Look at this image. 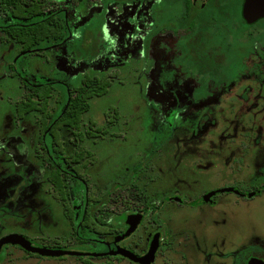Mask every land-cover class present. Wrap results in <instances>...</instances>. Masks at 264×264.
<instances>
[{
	"label": "rangeland",
	"instance_id": "374dc122",
	"mask_svg": "<svg viewBox=\"0 0 264 264\" xmlns=\"http://www.w3.org/2000/svg\"><path fill=\"white\" fill-rule=\"evenodd\" d=\"M54 1L68 10L77 40L74 44L83 55L88 53L80 46L83 29L100 26L97 36L92 34L88 39L90 45L94 41L89 49L93 54L76 58L73 43H69L60 51L47 53L46 62L37 55L24 59L22 68L34 80H64L72 90L81 85L85 73H114L108 93L94 97L83 117L82 131L93 134L79 141L68 128L61 131L67 154L81 148L93 154L95 160L88 163L84 176L94 195L110 192L109 222H123L124 228L132 209L151 206L175 190L189 189L196 197L204 190L229 184H238L246 192L264 184V89L246 81L249 76L256 77L253 68L257 69L258 63L250 59L234 85L212 83V95L192 103L193 78L177 72L171 80H160L156 50L148 52L144 48L142 40L152 20L148 3L103 7L102 0ZM54 1L46 0L49 9ZM102 12L106 13L104 23L97 17ZM170 37L169 32H162L154 43L158 46L160 42H171ZM18 49V44L0 31V63L12 62ZM172 53L174 56L175 51ZM245 85L251 87L247 90ZM24 93L11 71L0 79V138L6 136L5 129L9 137L23 135L27 157L34 159L33 167L27 170L11 151L2 149L4 144L0 145V236L14 231L28 235L36 246L89 252L90 244L74 238L65 217L66 210L82 206L83 186L77 181L70 183L67 208L51 198L49 167L34 149L39 113H29L22 120L15 118V103ZM243 98L248 102L240 101ZM253 100L259 102L258 106ZM257 129L262 130L263 137L258 146H253ZM125 176V182H131L124 186ZM170 206H164L156 221L147 208L138 231L126 241L138 251L148 249L158 224L165 240L153 264H235L232 260L237 252V264H247L252 248H264V191L253 197L219 193L214 204L182 206L172 214ZM25 222L29 223L27 227ZM173 232L176 234L171 236ZM102 248L100 244L95 246L97 250ZM258 255L264 257L261 251ZM88 259L30 255L9 245L3 250L0 264H83ZM90 260L96 264H132L114 257Z\"/></svg>",
	"mask_w": 264,
	"mask_h": 264
},
{
	"label": "flooded vegetation",
	"instance_id": "af4514ba",
	"mask_svg": "<svg viewBox=\"0 0 264 264\" xmlns=\"http://www.w3.org/2000/svg\"><path fill=\"white\" fill-rule=\"evenodd\" d=\"M25 1L32 2L34 0H25ZM39 1L46 4V0H39ZM244 1L245 0H102V3H103V7L110 6L112 4H124L123 6H125L133 2H142L149 4L148 6L152 20H151V25L148 28V30L145 31V35L142 40L144 44V48L146 51L148 50V52L151 49L156 50V56L154 59L158 58L157 63L160 67L159 69L160 80L163 79L171 80V78H173V75L175 76L177 72H179V74L180 73L185 74L193 78L194 88L191 93V102L195 103V102H200L212 95L211 93L212 91L210 89V85H212V83L217 86L226 85L228 87L234 85V82L240 80L239 78L241 76V72L243 71L244 67L249 66L248 63H250V59L253 60V63L255 62L254 64L258 63L259 65L257 69L255 68V66L253 68V71L256 73V77L253 78V76H249L246 81H249V83L253 87H257L258 89L259 88L264 89V82H260L261 80L264 81V17L259 18L254 22H249L243 15ZM53 3L54 6L51 9L48 8V12H52L55 10H62L70 26L71 31L68 37L66 38V40L63 43L52 45L42 54L41 53L26 54L22 50V45H20L19 43L8 37L10 41L12 42L14 41L15 43L18 44L19 49L17 51V54L13 57L12 62L0 63V79L3 78L8 71H11L12 75L17 77L20 80V83L22 84L25 93L22 96V98L15 103V118L17 120L24 119L27 114L32 112L39 113V117H38L39 136L34 149L38 153L37 157L41 158L42 163H45V165L49 167L47 179L53 191L51 198H53V200L55 199L61 202L63 206L67 208L68 201L71 198L70 183L77 181L83 186L84 195H83L82 206L80 208H74L73 211H69V210L65 211V217L69 219V222L72 226L74 238L79 243H81L75 236V226L78 219L80 217L82 218V215L87 211L86 208L90 204L88 202V198H89L88 195L91 193L89 185L87 183V179L84 176V171L88 163H92L95 160V158L93 154L90 152L92 155L85 154V156H83V158L80 161H76L74 156H76L78 150H74L70 154L66 153L61 136V131L66 126L60 128L58 131L59 144L57 143L58 141H56L55 137L47 138L46 135L50 133L51 127H49L47 132L45 133L44 128L42 126V122L40 121L42 114L39 110H33L31 112L24 114L23 116H19L17 114L18 103L23 99H25L26 95L29 93L28 88L23 83V79L28 80L30 83L33 84H43V83L58 81L67 85L69 90L72 91L69 84L64 80H60L56 78L49 80L48 79L34 80L28 77L26 74H24V69L22 68L24 59L37 55L40 56V59L44 58V61L43 59L42 61L46 62L48 60L46 58L47 53L52 51L53 52L60 51L58 50L59 48H61L64 45L67 47L69 43H73L71 47L73 49L74 56L76 58L93 54L92 53L93 51L89 49H92V47L94 46V41L93 44L90 45L88 39L89 36L92 34H96L97 36V32L99 31L100 26L91 25V26H86L83 29L82 35L79 39L81 41L80 46L81 48L84 47L88 50V53L83 55L82 52H79L78 49L75 47L74 42L77 40H74L73 37V26L69 18L68 10L63 6H60L56 1H54ZM4 16L5 15L2 16L0 15L3 22H7V21L9 22L14 20L12 13L6 15L7 16L6 20H3ZM97 17L102 21V23H104V21L106 20V13L105 12L99 13L97 14ZM109 29L113 30V27L110 26ZM165 31L170 33L171 36L170 40L172 39V41L160 42L158 46H156L157 43H154V41L157 40L161 36L162 32ZM94 40L96 41V39ZM171 48L174 49L171 50ZM166 51L167 52L169 51L170 53H167ZM173 51H175L174 56H172ZM250 69L251 68H249V70ZM255 69L258 72L255 71ZM112 74L107 73L102 76H108L109 78L112 79L113 77ZM85 75L95 76L89 73H85L84 76ZM41 76L42 78H45L43 75ZM251 85H245L244 87L248 90L251 87ZM230 93L231 92H228V95L231 96ZM56 94H54L53 98H51V101L52 99H54L55 102ZM252 96H254V94H252ZM240 101L248 102V100L244 98L243 100ZM253 102H255L254 104L255 106H258L259 103L258 101L256 102L253 100L252 103ZM256 110L257 108H253L254 112H256ZM66 128L71 130L73 135L75 136V131L73 129H71L70 127H66ZM89 132L90 131L87 132L82 131L84 136L88 135ZM5 133H7L6 134L7 137L2 135V137L0 138V145L4 144L2 146V149H4L3 147H5L6 149H8L7 151H11V153L15 155L16 160H20L21 162H23V165L27 167V170L29 167L30 168L33 167L34 159L27 157L28 146L26 145L24 146L23 144V135H19V136L13 135L9 137L8 129H5ZM257 133H258V136L256 138L257 142L254 143L253 146H258L261 143L263 137L262 130L257 129L256 135ZM75 138L78 139L79 141L83 140L77 138L76 136ZM221 138L223 140L224 136L222 135ZM260 138L261 140L258 142ZM55 167L61 171V174L64 177V183L67 189L65 199H62L60 196H58V194L56 193L55 184L51 180V172H53ZM261 169H264V166H262ZM125 179L126 176L123 180V184L121 185L125 186L131 182V180L125 182ZM116 186H119V184H117ZM228 187H233L236 191L222 192L221 189L227 188V186L225 185L223 187H218L211 190L209 189L206 191L204 190V193L202 195L200 196L196 195V197H194L193 196L194 193L188 191L189 189L183 192L175 190L172 191L171 193H167L161 200L151 203V206L146 205L142 208L132 209L133 212L132 214L141 213L144 218L145 212L147 213L146 210L148 208L150 209V212L153 213V218L156 221L158 219L157 217L158 214L161 212V210L164 208L165 205H171L170 208L172 212H169V214H172L176 208H181L182 206L184 207L193 206V208H196L206 203L214 204L216 202L219 193L233 192L241 197H253L264 191V184L261 186H255L253 190L249 192H246V190H244L242 186L238 184L232 186L231 184H229ZM105 209L107 213L109 211V215H106L104 219L107 225H109V227L110 226L112 227L110 231L112 234L96 232L94 233V236L93 235L89 236L88 238H90L92 241H88L84 243L87 244L89 243L92 249L89 252H85V253H94V252L108 253L109 251H116L117 248L120 246L127 248L138 255L145 254L149 248L141 249L140 251H138L136 248L132 247L131 245L126 244V241L130 239L132 236H134V234L138 231L139 225L131 235L125 237L119 242H115L113 238L124 234L125 231L129 228V224L127 223L125 227L122 228L123 222H121V224L119 222H112V223L109 222L112 213L108 206V202L106 203ZM21 219H26V218L24 216H21ZM39 223L42 222H38V224ZM28 224L29 223L25 222L26 227L28 226ZM156 225L157 226H156L155 235L156 234L160 235V244L156 253V257H157L158 252L163 246L164 243L163 241L165 240V238L162 237V232L159 231L158 224ZM106 230L108 232V229ZM10 233H14V231H9V232L5 231L0 236V239ZM20 234L29 238V236L26 234L23 233ZM171 234L175 235L176 233L173 232L170 233V235ZM170 240L171 238H169L168 242ZM184 242L186 243V241ZM97 244L102 245L103 248L101 250L95 249V246ZM9 245L12 244L3 245L0 253V262H1V256L3 254V250L7 248ZM13 246H18V245H13ZM44 246L51 247V245H44ZM260 251L264 253V248H259L257 250L252 248L251 251L249 252L252 254L250 258L258 257L264 260V257L262 255H258ZM238 254H240V252H237L234 255V259L232 260V263L235 262V264H237ZM223 255L227 257L226 253H224ZM77 257L80 258L86 257L89 258L88 259L89 261H91L90 259L93 258L114 257L123 260L126 259L132 264H138L136 262L131 261L128 258H125L120 254H106V255H98V256L87 254Z\"/></svg>",
	"mask_w": 264,
	"mask_h": 264
},
{
	"label": "trees",
	"instance_id": "16d2710c",
	"mask_svg": "<svg viewBox=\"0 0 264 264\" xmlns=\"http://www.w3.org/2000/svg\"><path fill=\"white\" fill-rule=\"evenodd\" d=\"M48 8L47 4L39 0L32 2L0 0V15L12 13L14 19L3 22L0 17V30L10 39L22 45V50L26 54H42L52 45L63 43L71 31L64 12L62 10L48 12ZM23 83L29 93L17 105L19 116L39 110L42 114L40 121L45 133L51 127L50 133L46 135L47 138L55 137L58 141L59 129L66 126L73 129L75 136L82 140L84 138L82 133L83 117L91 108V100L94 97L106 95L112 85V79L108 76L85 75L81 85L72 91L67 85L58 81L33 84L23 79ZM54 94H56L55 105L51 106V98ZM89 134L93 133L89 132ZM57 143L59 144V141ZM85 154L92 155L89 151L81 148L74 158L76 161H80ZM51 180L55 184L58 196L65 199L67 189L64 177L56 167L51 172ZM88 197L90 204L86 208L87 211L82 215V218L78 219L75 226V236L81 243L92 241L88 237L94 236L96 232L112 234L110 232L112 227H109L104 219L106 215H109L105 206L110 193L105 192L99 195L90 193ZM84 264L96 263L87 260Z\"/></svg>",
	"mask_w": 264,
	"mask_h": 264
},
{
	"label": "water",
	"instance_id": "95a60500",
	"mask_svg": "<svg viewBox=\"0 0 264 264\" xmlns=\"http://www.w3.org/2000/svg\"><path fill=\"white\" fill-rule=\"evenodd\" d=\"M243 15L249 22H254L259 18L264 17V0H245L243 5ZM221 191H236L233 187H227L221 189ZM211 195V194H210ZM143 215L141 213L130 214L127 218V223L129 228L125 231L124 234L114 237L115 242H119L125 237L131 235L141 223ZM12 244L18 245L27 252L37 254L42 257H61L66 255L71 256H82L87 254H92L93 256L106 255V254H120L125 258L130 259L133 262L138 264H152L155 260L157 250L160 244V235L156 234L152 240L148 251L143 255H138L133 251L124 248L118 247L116 251H109L108 253H85L81 251L66 250L61 248H52L47 246H36L22 234L10 233L5 235L0 239V253L3 245ZM248 264H264V260L258 257H252L249 259Z\"/></svg>",
	"mask_w": 264,
	"mask_h": 264
},
{
	"label": "crops",
	"instance_id": "0c3cea01",
	"mask_svg": "<svg viewBox=\"0 0 264 264\" xmlns=\"http://www.w3.org/2000/svg\"><path fill=\"white\" fill-rule=\"evenodd\" d=\"M50 258H52V257H50Z\"/></svg>",
	"mask_w": 264,
	"mask_h": 264
}]
</instances>
